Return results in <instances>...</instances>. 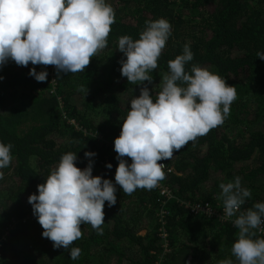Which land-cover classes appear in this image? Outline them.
<instances>
[{
	"label": "trees",
	"instance_id": "16d2710c",
	"mask_svg": "<svg viewBox=\"0 0 264 264\" xmlns=\"http://www.w3.org/2000/svg\"><path fill=\"white\" fill-rule=\"evenodd\" d=\"M115 10L107 47L82 72H57L52 65L18 66L9 61L0 84V142L12 144V163L0 170V264H219L231 259L239 229L217 219L196 216L184 204L210 203L224 207L218 198L221 183L241 178L251 190L242 212L264 202V0H107ZM164 18L171 36L150 75L151 83H129L121 75L123 53L118 39H139L146 21ZM190 45L194 59L186 65L207 68L230 86L237 98L224 123L189 142L166 165L161 181L173 194L162 196L159 187L123 193L115 182L119 161L114 141L119 137L130 102L147 87L155 96L161 90L168 62ZM48 72L45 82L29 75ZM57 84L51 93L52 81ZM84 88L87 91H81ZM61 99V102L60 100ZM13 102H19L11 106ZM74 120L71 124L69 121ZM92 159L93 176L109 179L117 188V203L105 202L103 234L81 225L82 238L68 250L56 249L42 236L44 229L33 215L29 196L38 193L60 158L77 154L83 170ZM129 163L131 158L125 157ZM107 164L112 168L108 169ZM172 169V172H168ZM166 211L170 214L162 216ZM164 218V219H162ZM148 220L146 225H142ZM110 221V222H109ZM165 231H161V228ZM255 238H264L256 230ZM166 233L164 239L162 234ZM167 244V248L165 245ZM79 247L77 260L69 256Z\"/></svg>",
	"mask_w": 264,
	"mask_h": 264
},
{
	"label": "clouds",
	"instance_id": "9594fccd",
	"mask_svg": "<svg viewBox=\"0 0 264 264\" xmlns=\"http://www.w3.org/2000/svg\"><path fill=\"white\" fill-rule=\"evenodd\" d=\"M116 13L107 0H0V69L9 61L18 66L52 65L57 72L84 71L92 58L107 47L111 25ZM172 26L164 18L146 21L139 39L124 35L118 39V50L125 59L120 61L121 75L129 83H151L150 75L158 68V60L171 36ZM257 57L264 60V53ZM194 59L190 45L183 54L168 62L169 72L162 77L161 90L155 96L145 86L139 97L131 100V109L123 120L122 130L114 141L119 161L115 182L123 193L137 189L153 190L165 179V165L189 142L209 133L224 123L230 106L236 100L235 86H230L219 75L197 65L186 71ZM29 75L38 82L48 79V72L36 71ZM3 79V77H0ZM81 91H87L81 88ZM12 144L0 142V170L12 163ZM88 166H76L77 154L67 152L38 185V195L29 196L33 215L44 229L42 236L53 242V247L68 250L82 238L81 225H91L99 235L105 223V202L117 203V188L109 179L93 176V161L97 153L88 151ZM125 157L131 158V163ZM108 169L112 168L107 164ZM0 179L3 172L0 171ZM225 217H236L238 239L232 255L239 264H264V238H255L253 229L264 231V202L253 209L240 211L251 190L242 186L241 178L221 183ZM239 213V215H237ZM110 222V221H109ZM79 247H71L69 256L77 260ZM219 264H233L231 259Z\"/></svg>",
	"mask_w": 264,
	"mask_h": 264
},
{
	"label": "built area",
	"instance_id": "2783aa9c",
	"mask_svg": "<svg viewBox=\"0 0 264 264\" xmlns=\"http://www.w3.org/2000/svg\"><path fill=\"white\" fill-rule=\"evenodd\" d=\"M53 69H55V66H53ZM52 83H53V88L51 90V93L55 94L56 88H57V84H56L55 80H53ZM59 100L61 102V99H59ZM61 104H62V102H61ZM69 122L71 124L75 123L74 120H71ZM166 169H167V167L165 165L163 171L166 170ZM168 172H172V169H169ZM158 187H159L163 197H166V198L169 199L170 196H171V199H172V197H173L172 192L166 186H164V184L162 182L159 183ZM184 207L189 209L193 215H196V216L202 215V216H204L206 218L217 219L218 221H220L222 223H230V224H232L234 226L233 221H234V219L236 217L235 216L234 217H225V215H224V207H219V206L215 207V206H212L210 203H204V204L197 203L195 205H193V204H184ZM242 207H241L240 211H243ZM159 214L162 215V216H165V215H168L170 213H169V211L168 212L162 211ZM237 215H239V213H237ZM162 219H164V218H162ZM261 227L264 228V225H261ZM165 230L166 229L164 227L161 228V231H165ZM254 230L258 231L259 234L264 235V231H260L258 229H254ZM162 236H163L164 239L167 238L166 233L162 234ZM165 248H167V244L165 245ZM157 264H160V262L158 261Z\"/></svg>",
	"mask_w": 264,
	"mask_h": 264
},
{
	"label": "rangeland",
	"instance_id": "374dc122",
	"mask_svg": "<svg viewBox=\"0 0 264 264\" xmlns=\"http://www.w3.org/2000/svg\"><path fill=\"white\" fill-rule=\"evenodd\" d=\"M3 74H2V72L0 73V77H3L2 76ZM4 79H0V84H1V82L3 81ZM18 103L19 102H13L12 104H11V106L13 107V106H16V105H18ZM170 198H171V196H170ZM173 199V198H172ZM147 221L148 220H144L143 222H142V225H146L147 224Z\"/></svg>",
	"mask_w": 264,
	"mask_h": 264
}]
</instances>
